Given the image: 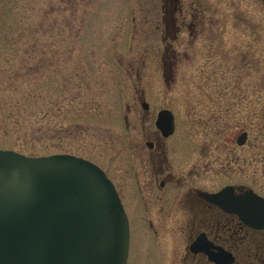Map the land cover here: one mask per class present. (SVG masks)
I'll use <instances>...</instances> for the list:
<instances>
[{
	"label": "rangeland",
	"instance_id": "obj_1",
	"mask_svg": "<svg viewBox=\"0 0 264 264\" xmlns=\"http://www.w3.org/2000/svg\"><path fill=\"white\" fill-rule=\"evenodd\" d=\"M176 8L0 0V149L71 154L102 168L127 207V264H172L177 245L164 224L161 258L135 209L161 109L175 120L164 139L168 171L203 190L241 185L264 197V0H180Z\"/></svg>",
	"mask_w": 264,
	"mask_h": 264
},
{
	"label": "water",
	"instance_id": "obj_2",
	"mask_svg": "<svg viewBox=\"0 0 264 264\" xmlns=\"http://www.w3.org/2000/svg\"><path fill=\"white\" fill-rule=\"evenodd\" d=\"M155 125L163 136L172 134L171 111L160 110ZM247 139L244 131L236 144ZM232 188L205 197L263 228L264 198L251 189L235 198ZM128 242L127 216L98 166L70 154L0 149V264H126Z\"/></svg>",
	"mask_w": 264,
	"mask_h": 264
},
{
	"label": "flooded vegetation",
	"instance_id": "obj_3",
	"mask_svg": "<svg viewBox=\"0 0 264 264\" xmlns=\"http://www.w3.org/2000/svg\"><path fill=\"white\" fill-rule=\"evenodd\" d=\"M145 103L146 108L140 105L148 111L149 104ZM157 131L159 134L153 141L145 142L150 175L144 186L146 193L140 192V187L137 188L139 196L136 197L135 209L145 218L160 257H165L166 251L157 246L156 239L165 224L167 229L173 228V236L177 238L172 264H264V227L256 229L246 225L238 214L224 210L205 197V194L219 192L222 188L217 191L203 190L168 171L164 139L172 137L173 133L163 136L158 129ZM154 184L156 191L151 192ZM113 185L118 193L114 182ZM231 186V193L235 198L249 189L241 185ZM118 196L120 198L119 193ZM120 200L126 213L127 207L121 198ZM152 202L156 204L158 215L161 214L159 218L162 222L159 225L152 216L155 206ZM127 218L129 222L128 215ZM166 264H171V260Z\"/></svg>",
	"mask_w": 264,
	"mask_h": 264
},
{
	"label": "trees",
	"instance_id": "obj_4",
	"mask_svg": "<svg viewBox=\"0 0 264 264\" xmlns=\"http://www.w3.org/2000/svg\"><path fill=\"white\" fill-rule=\"evenodd\" d=\"M179 1L180 0H165L166 8H169L168 10H171V11L179 9V8H176L178 6Z\"/></svg>",
	"mask_w": 264,
	"mask_h": 264
}]
</instances>
